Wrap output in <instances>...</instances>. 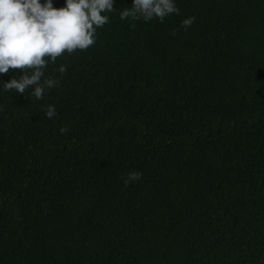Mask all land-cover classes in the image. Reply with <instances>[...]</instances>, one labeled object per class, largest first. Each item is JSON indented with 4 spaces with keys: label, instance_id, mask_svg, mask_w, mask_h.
Here are the masks:
<instances>
[{
    "label": "trees",
    "instance_id": "16d2710c",
    "mask_svg": "<svg viewBox=\"0 0 264 264\" xmlns=\"http://www.w3.org/2000/svg\"><path fill=\"white\" fill-rule=\"evenodd\" d=\"M132 3L44 100L0 83V264H264V0Z\"/></svg>",
    "mask_w": 264,
    "mask_h": 264
},
{
    "label": "clouds",
    "instance_id": "9594fccd",
    "mask_svg": "<svg viewBox=\"0 0 264 264\" xmlns=\"http://www.w3.org/2000/svg\"><path fill=\"white\" fill-rule=\"evenodd\" d=\"M113 5L114 0H65L64 7L56 9L52 0L43 4L41 0H0V74H8L10 69L23 73L0 82L4 90L24 95L31 88V96L44 100L46 92L60 83L45 76L49 63L95 46L97 30L110 22L107 13L117 10ZM173 14H180L175 0H133L130 8L120 11V19L163 22ZM194 22V16L187 17L180 27L187 30ZM55 71L63 74L66 67L60 65ZM43 111L48 119L57 115L52 105ZM67 131V127L60 129L61 134ZM141 179V172L132 171L125 174L123 183L128 186Z\"/></svg>",
    "mask_w": 264,
    "mask_h": 264
}]
</instances>
